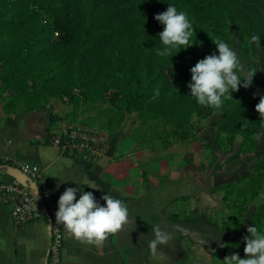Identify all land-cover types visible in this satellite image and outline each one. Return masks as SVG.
<instances>
[{
    "label": "trees",
    "instance_id": "16d2710c",
    "mask_svg": "<svg viewBox=\"0 0 264 264\" xmlns=\"http://www.w3.org/2000/svg\"><path fill=\"white\" fill-rule=\"evenodd\" d=\"M169 5L187 14L195 30L193 45L178 46L161 57L158 50L165 46L157 34L164 26L155 15ZM234 28L246 48L260 56L264 74V0H0V87L24 75L31 86L40 81L47 96L58 92L74 97L80 88L122 112H136L144 123L172 125L175 132H167L168 137L178 134L181 140L194 138L195 116L206 118L221 110L216 144L222 148L224 141L231 143L226 162H232L253 154L254 134L264 130L259 113L248 105L252 96H260L258 87L241 86L215 108L198 104L187 85L190 69L205 56L218 54L212 40L230 46ZM254 34L260 36V47L251 43ZM239 135L243 140L235 148ZM170 146L165 142V148ZM252 169L248 187L257 196L264 185V153ZM209 222L218 227L213 219ZM251 225L264 228V202L245 219L243 237ZM228 242L233 248L245 247L242 239Z\"/></svg>",
    "mask_w": 264,
    "mask_h": 264
},
{
    "label": "crops",
    "instance_id": "0c3cea01",
    "mask_svg": "<svg viewBox=\"0 0 264 264\" xmlns=\"http://www.w3.org/2000/svg\"><path fill=\"white\" fill-rule=\"evenodd\" d=\"M251 107L254 109L252 104ZM63 109L43 104L32 111H9L0 103V178L27 182L29 177L21 172L18 164H36L49 181L57 203L66 188L78 186L93 192L102 205L105 202L101 197L109 193L128 206L129 215L128 222L116 233L108 234L101 245L68 236L62 225L61 264H210L212 252L217 248L215 243L220 241L219 226L209 222L218 231L213 243L195 242L188 231L183 233L178 243L179 255L160 245L155 253L151 251L149 241L154 238L151 226L156 218L176 222H196L192 220L196 218L206 221L194 195L214 205L209 194L214 197V191L221 192L226 183L249 175L256 158L264 153V131L257 133L253 154L228 163L219 155L218 162L223 168L218 170L214 169L213 159L218 153L216 127L221 110L206 118L195 116L194 138L177 141L168 148L154 147L147 141L138 143L133 130L123 123L97 137L102 153L95 160H87L79 153L49 143L51 134L65 124L60 115ZM237 139L240 143L243 137L239 135ZM32 188L37 193V188ZM170 188L176 189L175 193L166 196L164 191ZM185 194L190 196L184 198ZM79 197L78 192L77 200ZM37 200L41 204L38 195ZM41 210L40 218L16 226L11 205L0 206V264H46L50 221L42 206ZM180 210H187L193 217H177Z\"/></svg>",
    "mask_w": 264,
    "mask_h": 264
},
{
    "label": "rangeland",
    "instance_id": "374dc122",
    "mask_svg": "<svg viewBox=\"0 0 264 264\" xmlns=\"http://www.w3.org/2000/svg\"><path fill=\"white\" fill-rule=\"evenodd\" d=\"M10 1L12 0H7V2ZM48 21H51V18ZM230 47L237 52L241 61L242 69L239 75L246 77L249 70L257 73L253 77V84L258 87L260 95H264V74L261 58L259 55L253 54L249 48H246V40H241L239 32L235 28L233 34L230 35ZM24 79V75L18 77L15 75V79L3 90L0 87L1 105L9 111H16L18 109L32 111L38 109L43 104L64 107L60 115L61 121H65V124L58 126L57 132L54 133H61L72 126H84L90 129L96 137H99L104 132L117 128L123 123H127L131 130H133V135L136 136L138 143L141 144L147 141L148 145L163 147L165 142H170L171 146H173L175 142L181 140L178 134L177 136L168 137L167 132H175V127H172V125H165L162 120H151L144 123L136 112H122L105 98L91 96L80 88L74 90L76 93L74 97L71 94L61 96L58 92L47 96L50 93L41 85L40 81L37 85L31 86L30 82L27 80L25 82ZM259 98L260 96H252L248 101V105L251 107L252 104L254 109H256L255 106L259 103ZM43 100H46V102L43 103ZM260 131L264 130H258L254 134L256 140L258 139L257 133ZM97 141L102 148L99 139ZM222 145V148H218L217 150V159L214 162L215 170L221 169L219 166L222 165L218 162V156L221 155V160L225 161L230 155L228 150L231 143L224 141ZM235 145V148H237L239 145L238 139ZM262 148L264 149V146ZM252 174L253 172L237 181H233L231 185H226V183L223 185L224 189L221 192L214 191L215 198L209 194L211 200L215 202L214 205H209L207 200H204L199 195H194L196 203L202 207L201 216L205 217L208 222L209 219L217 221L218 229L221 232L220 241L215 243L217 248L215 247L212 252L213 260L210 264H222L225 256L236 252L240 254L241 258H245L244 248L241 246L233 248L228 240H243L245 231H242V225L245 219L250 214L253 215L259 210L264 201V185L258 190L257 196L253 195L255 188L248 187L253 179ZM203 183L205 185L206 181H203ZM176 215L181 219L193 217L187 213V210H180ZM257 228L260 229L261 226ZM260 231L264 233V228H261ZM202 259L206 260L205 258Z\"/></svg>",
    "mask_w": 264,
    "mask_h": 264
},
{
    "label": "clouds",
    "instance_id": "9594fccd",
    "mask_svg": "<svg viewBox=\"0 0 264 264\" xmlns=\"http://www.w3.org/2000/svg\"><path fill=\"white\" fill-rule=\"evenodd\" d=\"M155 19L164 26L163 31L157 34L165 46L158 50L159 56L169 55L178 46H187L184 48L187 49L193 45L190 39L195 30L185 12L169 5L166 11L156 14ZM212 41L218 54L213 52L205 56L190 69L191 81L187 87L198 104L220 108L222 97L228 94V98H233L231 93L239 91L241 86L250 87L257 73L249 70L246 77L241 79L239 72L242 65L237 52L220 39ZM251 43L260 47V36L252 35ZM255 107L261 120H264V95H260ZM78 192L80 197L77 200ZM101 199L105 204H100L91 191H84L78 186L66 188L59 197L56 224L63 225L70 237L101 245L108 239V234L116 233L128 222L129 215L128 206L109 193ZM153 232L154 238L149 241V247L155 253L158 245L166 244L170 237L159 227H154ZM247 233L249 235L243 238L245 258H241L238 252L232 253L225 256L222 264H264V233L254 225L248 226Z\"/></svg>",
    "mask_w": 264,
    "mask_h": 264
},
{
    "label": "built area",
    "instance_id": "2783aa9c",
    "mask_svg": "<svg viewBox=\"0 0 264 264\" xmlns=\"http://www.w3.org/2000/svg\"><path fill=\"white\" fill-rule=\"evenodd\" d=\"M50 145L63 150L79 153L84 159L95 160L102 153L97 137L90 129L72 126L61 133L49 137ZM18 168L29 177L27 182L18 178L4 180L0 178V206L11 205V216L16 226H23L42 216L41 206L49 216L50 245L46 264H61L64 246V233L61 224H56L57 200L51 190L41 167L29 162H20ZM37 188V193L32 187ZM41 199V204L37 200Z\"/></svg>",
    "mask_w": 264,
    "mask_h": 264
},
{
    "label": "flooded vegetation",
    "instance_id": "af4514ba",
    "mask_svg": "<svg viewBox=\"0 0 264 264\" xmlns=\"http://www.w3.org/2000/svg\"><path fill=\"white\" fill-rule=\"evenodd\" d=\"M192 187V186H191ZM174 188H170L165 192V195H173L175 193ZM167 193V194H166ZM152 231L154 227H159L162 232H165L169 235V240L166 244L160 245L171 253L175 255L180 254L179 248V240L182 238V234L192 229L195 230L194 233L198 235L200 238L204 239L205 242H215L217 237V229L213 227L209 222H206L204 219H200L196 222L184 221V222H176V221H168V220H154V224H152ZM192 228V229H191ZM154 233V232H153Z\"/></svg>",
    "mask_w": 264,
    "mask_h": 264
},
{
    "label": "water",
    "instance_id": "95a60500",
    "mask_svg": "<svg viewBox=\"0 0 264 264\" xmlns=\"http://www.w3.org/2000/svg\"><path fill=\"white\" fill-rule=\"evenodd\" d=\"M192 229V228H191ZM188 231V230H187ZM194 231L195 230H191V231H189V236H190V238L193 240V241H195V242H200V243H203L204 242V240L202 239V238H200L198 235H196L195 233H194Z\"/></svg>",
    "mask_w": 264,
    "mask_h": 264
}]
</instances>
